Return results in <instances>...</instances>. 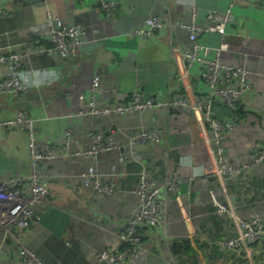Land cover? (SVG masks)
I'll use <instances>...</instances> for the list:
<instances>
[{
  "label": "crops",
  "instance_id": "0c3cea01",
  "mask_svg": "<svg viewBox=\"0 0 264 264\" xmlns=\"http://www.w3.org/2000/svg\"><path fill=\"white\" fill-rule=\"evenodd\" d=\"M231 1L116 0L110 18L97 15L96 0H0L7 10L0 15V45L14 44L22 50L23 45L47 43L48 11L66 23L81 24L87 41L80 53L66 58L24 56L25 67L53 69L58 79L15 95L0 94V120L26 110L35 120L36 139L57 153L52 159L33 162L25 127L0 126V177L35 171L56 194L34 205L33 220L23 233L24 244L43 264H94L100 250L117 246V231L136 207L137 197L130 190L140 169L158 187L163 229H144L136 257L124 264H186V256L176 258L170 252V244L182 239L202 245L203 251H197L200 264H264V227L250 248L231 249L220 243L237 233L238 219L258 216L264 226V162H253V156L264 149L263 0L234 4L223 34L203 31L196 38L209 47L227 42L220 59L251 73L252 88L240 97L232 113L234 124L222 138L224 164L233 165L232 172L217 171L215 148L208 141L210 131L200 125L197 112L156 107L121 115H89L85 101L78 99L98 75L99 105L125 104L134 89L167 101L177 90L171 77L172 47H184L189 40L178 23L189 20L192 6L196 22L203 23L208 10L224 11ZM150 13L162 16L164 27L149 37L125 34L143 25ZM206 56L213 58L214 50L208 49ZM200 69L199 63L190 66L194 80ZM198 87L206 88L200 81ZM154 127L162 130L158 142L127 144L140 129ZM95 133L111 137L117 147L95 157L84 154ZM119 154L126 159L120 160ZM89 166L113 183L112 193H99L82 183L80 173ZM214 200L225 210L219 211ZM15 254L14 247L4 245L0 264H16Z\"/></svg>",
  "mask_w": 264,
  "mask_h": 264
},
{
  "label": "built area",
  "instance_id": "2783aa9c",
  "mask_svg": "<svg viewBox=\"0 0 264 264\" xmlns=\"http://www.w3.org/2000/svg\"><path fill=\"white\" fill-rule=\"evenodd\" d=\"M244 0H232L224 11L208 10L205 14V22L197 23L195 20L196 9L194 6L189 11V20L180 21L179 27L188 32V43L182 47H172L171 77L177 83V90L167 101L157 97L146 95L140 89H134L125 103H105L99 105L96 94L100 90L99 76L92 78L87 92H80L78 99L85 101L86 114L109 115L112 113L124 114L126 112H141L156 107H181L190 109L200 114V125H206L210 131L208 141L214 146L218 162L217 171L225 174L234 170L233 165H225L222 155V138L228 129L234 124L233 111L240 97L252 88L250 82L251 73L241 65L224 63L220 59V52L228 47V43L222 41L216 47L201 45L196 38L203 31L225 32L226 25L231 21L234 4ZM264 1V0H263ZM116 8V0H96L94 11L97 15L112 17ZM7 10L0 4V15ZM48 23L47 43L37 45L14 44L0 45V94L15 95L21 91H27L30 87H38L52 83L58 79L55 70L38 67H25L22 58L32 54H49L59 58L80 53L86 45L85 29L79 23H66L61 17L52 16L46 12ZM165 20L162 16L150 13L146 16L143 25L132 27L126 31L128 37H149L154 31L164 27ZM21 48V47H20ZM214 50L215 56H206L207 50ZM202 51V53H201ZM199 63L201 69L195 80L192 78L190 66ZM198 81L205 85V90L198 87ZM34 118L29 116L26 110H19L8 119H1L0 126L21 125L25 127L28 138L27 147L30 159L33 162L49 160L57 156L56 151L47 143L39 142L35 136ZM69 131L66 132L64 145L67 144ZM162 130L158 127L140 129L129 139L127 144H146L158 142ZM117 146L111 137L105 138L102 133L93 135V143L84 154L97 156L101 152H108ZM74 155H79L78 152ZM120 160L126 156L119 154ZM254 163L264 162V149L259 150L253 156ZM137 175V183L130 192L137 197V203L132 214L122 221L117 231L119 243L115 247L104 248L97 253L94 264H124L127 260L136 257L144 236V229L152 228L162 232L164 223L163 207L159 201L158 187L150 179L144 169H140ZM82 183L91 187L93 191L110 194L114 191L112 182L104 179V173L94 167H87L80 173ZM27 184L28 187H23ZM56 194L51 190L48 182L41 178L35 171L26 176L15 178L0 177V252L4 245L14 247L16 250V264H43L36 253L24 244L23 233L33 220L34 205L42 203L46 198ZM213 196V193L210 192ZM219 211L225 207L214 200ZM263 222L260 217L253 216L237 220V233L224 238L220 243L226 248L235 249L241 246L250 248L260 239L263 230ZM124 243L123 247L120 244Z\"/></svg>",
  "mask_w": 264,
  "mask_h": 264
},
{
  "label": "trees",
  "instance_id": "16d2710c",
  "mask_svg": "<svg viewBox=\"0 0 264 264\" xmlns=\"http://www.w3.org/2000/svg\"><path fill=\"white\" fill-rule=\"evenodd\" d=\"M124 245L125 244L122 243L120 244V247H123ZM198 250L203 251L202 245L197 246L196 244L191 242L189 239H182L180 241H174L170 244V252L172 256L176 258L186 256V259H187L186 264H200V257H199V253L197 252Z\"/></svg>",
  "mask_w": 264,
  "mask_h": 264
},
{
  "label": "water",
  "instance_id": "95a60500",
  "mask_svg": "<svg viewBox=\"0 0 264 264\" xmlns=\"http://www.w3.org/2000/svg\"><path fill=\"white\" fill-rule=\"evenodd\" d=\"M21 1V0H20Z\"/></svg>",
  "mask_w": 264,
  "mask_h": 264
}]
</instances>
